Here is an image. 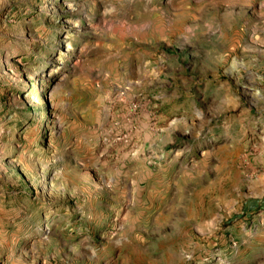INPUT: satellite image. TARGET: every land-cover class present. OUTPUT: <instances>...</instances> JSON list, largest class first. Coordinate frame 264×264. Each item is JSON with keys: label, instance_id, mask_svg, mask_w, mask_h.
Wrapping results in <instances>:
<instances>
[{"label": "rangeland", "instance_id": "obj_1", "mask_svg": "<svg viewBox=\"0 0 264 264\" xmlns=\"http://www.w3.org/2000/svg\"><path fill=\"white\" fill-rule=\"evenodd\" d=\"M0 264H264V0H0Z\"/></svg>", "mask_w": 264, "mask_h": 264}]
</instances>
